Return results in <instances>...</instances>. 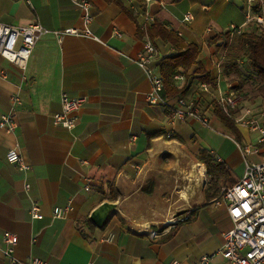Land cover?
<instances>
[{"label":"crops","instance_id":"obj_1","mask_svg":"<svg viewBox=\"0 0 264 264\" xmlns=\"http://www.w3.org/2000/svg\"><path fill=\"white\" fill-rule=\"evenodd\" d=\"M91 2L93 18L86 25L72 0H0V22H40L50 30L37 41L25 69L0 55V116L13 111L18 124L14 133L0 131V248L6 247L3 236L10 231L18 237L14 254L23 261L192 264L210 254L211 264H233L219 252L233 221L225 204H213L218 196L212 194L236 182L246 160L260 161L261 146L256 131L234 121L237 137L226 127L215 113L214 95L241 91L243 106L264 123V88L257 72L245 63L243 51L235 54L226 43L232 24L243 31L254 28L246 22L247 0ZM146 9L153 22L181 38L180 48L196 43L204 68L216 77L215 90L199 74L189 79L193 66L184 73L177 69L172 81L179 89L189 84L183 97L195 99L211 128L193 118L171 126L168 108L147 101L151 81L136 61L145 39L153 41L152 65L163 78L159 64L178 46L169 39L152 40V22L141 28ZM86 26L94 37L66 33L59 40L54 33ZM228 54L238 56L236 67L226 61ZM64 92L86 97L73 129L53 123ZM14 95L19 103L12 102ZM163 95L176 100L168 96L166 79ZM233 112L238 116L243 109ZM16 142L31 165L28 172L6 160ZM203 149L223 167L210 190L212 178L199 157ZM35 201L42 218L30 215ZM104 202L115 207L100 228L90 215ZM58 207H68L67 214L53 217ZM180 210L185 213L176 217ZM6 263L0 253V264Z\"/></svg>","mask_w":264,"mask_h":264},{"label":"built area","instance_id":"obj_2","mask_svg":"<svg viewBox=\"0 0 264 264\" xmlns=\"http://www.w3.org/2000/svg\"><path fill=\"white\" fill-rule=\"evenodd\" d=\"M81 10L82 18L86 25L92 21V2L91 0H72ZM149 3L150 0H145ZM248 8L246 12V22L256 24L264 30V0H247ZM142 29H147L149 23L154 21L153 16L146 9L143 13ZM190 18L188 13L185 19ZM50 30L40 22L29 24L11 25L0 22V55L21 69H25L29 57L42 35ZM230 44L235 34L243 31L242 26L232 24L229 27ZM54 33L59 40L66 33L94 37L91 30L86 26L79 30L68 28L64 31L55 30ZM118 36L122 34L116 32ZM228 48V47H227ZM227 48L224 51L226 55ZM157 55L156 48L152 41L145 39L143 49L136 58L137 64L145 71L151 81V90L147 94V101L150 104L164 105L168 108V122L174 126L179 121L187 118H193L207 128H211L209 117L203 113L197 105L195 99L188 97H179L175 102H169L163 95L165 89V79L155 70L152 65ZM5 77V72H2ZM203 89L209 91L207 84H203ZM215 100L238 125H243L259 134V143L261 146V160L258 162L245 161V170L241 177L224 188L220 196L213 200L215 206L225 204L230 218L233 221L231 229L223 233L224 242L219 250L222 257L233 264H264V123L261 118L252 114L251 108L243 106L245 95L239 91L224 92L219 90L214 95ZM13 103H19L18 95L11 97ZM86 101L83 96H70L64 92L61 96V110L53 115V123L66 129H73L79 118V111ZM243 106V107H242ZM237 108H242L241 115H235ZM264 116V113L262 114ZM17 122L14 119L13 111L6 112L0 116V131L14 133L17 129ZM172 130L168 132L171 135ZM243 151L251 153L249 146L242 147ZM254 151V150H253ZM6 160L15 164L19 170L28 172L31 165L27 162L16 142L7 150ZM30 187L29 182H25V188ZM89 189V186H86ZM68 207L55 208L53 217H63L67 214ZM32 218H42L38 202H33L29 210ZM156 232H152L155 235ZM110 234L107 239H112ZM6 244L4 249L0 248V253L7 259L6 264H48L46 260L33 257L29 260H20L14 254V246L18 241L16 234L6 231L3 236ZM213 255H202L192 264H211ZM89 264H93L90 262ZM172 264H179L174 261Z\"/></svg>","mask_w":264,"mask_h":264},{"label":"trees","instance_id":"obj_3","mask_svg":"<svg viewBox=\"0 0 264 264\" xmlns=\"http://www.w3.org/2000/svg\"><path fill=\"white\" fill-rule=\"evenodd\" d=\"M253 25L254 28H252L251 30L236 34L232 38L229 47L230 50H233V52H235V54L237 52L243 51L244 54L242 55L245 57V63H247L251 69L257 72V77L261 82L260 86L264 88V30L256 24ZM148 33L152 40H156L157 37H160L161 39H169L174 45L178 46L176 52L167 55L159 64L161 74L164 76L167 82V93L170 98L177 99L179 97H182L183 95H185L189 88V84H185V86L180 89L173 85V75L179 68L183 69L184 71H180L184 73L186 69L194 66L192 69L193 74L187 77L191 79L192 75L199 74L197 78L201 82L207 83L211 87V89H216V77H214L211 72L207 71L204 68L200 60V48L196 43H189L185 46V48H180L182 46L180 44L181 38L171 32L168 28H166L164 24L156 21L152 22V24L149 25ZM226 39V43H228L230 40L229 34H227ZM237 58H230L229 55L227 56L226 61H229L232 66L234 65V67H236L238 64ZM216 104V115L223 119L226 127L235 136L239 137L240 134L235 126L234 120L223 111L217 101ZM199 157L201 161L205 163L207 167V173L212 178L211 184L208 187L210 190L212 188L211 185H214L216 181L215 178L220 176L223 167L221 162H218L216 158L206 149L200 151ZM220 194L221 191L214 190L212 195H214L213 197H216L220 196ZM89 223L91 222L89 221ZM106 223L107 221L105 222L103 227L106 225Z\"/></svg>","mask_w":264,"mask_h":264},{"label":"water","instance_id":"obj_4","mask_svg":"<svg viewBox=\"0 0 264 264\" xmlns=\"http://www.w3.org/2000/svg\"><path fill=\"white\" fill-rule=\"evenodd\" d=\"M114 204L109 203V202H104L101 204L98 208H96L90 215L91 221L98 227H103L105 222L108 219V215L110 211L114 208ZM184 210H180L177 214L176 217H180L182 214H184Z\"/></svg>","mask_w":264,"mask_h":264},{"label":"bare ground","instance_id":"obj_5","mask_svg":"<svg viewBox=\"0 0 264 264\" xmlns=\"http://www.w3.org/2000/svg\"><path fill=\"white\" fill-rule=\"evenodd\" d=\"M195 176V175H194ZM197 178V177H196ZM185 196V195H184Z\"/></svg>","mask_w":264,"mask_h":264},{"label":"rangeland","instance_id":"obj_6","mask_svg":"<svg viewBox=\"0 0 264 264\" xmlns=\"http://www.w3.org/2000/svg\"><path fill=\"white\" fill-rule=\"evenodd\" d=\"M212 126V125H211Z\"/></svg>","mask_w":264,"mask_h":264}]
</instances>
